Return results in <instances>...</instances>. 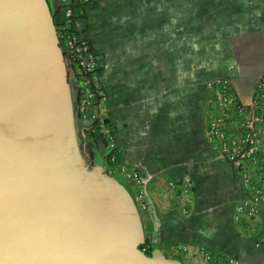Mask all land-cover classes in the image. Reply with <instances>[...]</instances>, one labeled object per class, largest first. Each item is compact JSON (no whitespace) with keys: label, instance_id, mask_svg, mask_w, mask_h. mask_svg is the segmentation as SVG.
I'll return each mask as SVG.
<instances>
[{"label":"crops","instance_id":"1","mask_svg":"<svg viewBox=\"0 0 264 264\" xmlns=\"http://www.w3.org/2000/svg\"><path fill=\"white\" fill-rule=\"evenodd\" d=\"M55 12L60 0H47ZM81 22L101 62L99 97L73 127L89 170L124 183L136 168L147 208L143 244L183 264L205 262L200 247L241 264H264V208L234 219L244 192L236 168L215 153L206 131L216 114L205 81L232 79L249 101L264 73V0H92ZM190 175L194 191L180 180ZM183 247L188 250L184 251Z\"/></svg>","mask_w":264,"mask_h":264},{"label":"water","instance_id":"2","mask_svg":"<svg viewBox=\"0 0 264 264\" xmlns=\"http://www.w3.org/2000/svg\"><path fill=\"white\" fill-rule=\"evenodd\" d=\"M47 0H0V264H183L141 247L124 183L83 163Z\"/></svg>","mask_w":264,"mask_h":264},{"label":"built area","instance_id":"3","mask_svg":"<svg viewBox=\"0 0 264 264\" xmlns=\"http://www.w3.org/2000/svg\"><path fill=\"white\" fill-rule=\"evenodd\" d=\"M92 0H60L55 9V27L63 50L70 83L75 87V106L79 115L87 116V109L99 97V68L101 62L81 22L83 8ZM205 87L216 105V114L206 131L208 146L231 163L241 180L244 195L234 209V219L254 218L264 208V73L255 81L249 101L235 91L232 79L218 74L205 81ZM120 172L136 186L135 199L139 210H145V190L139 171L127 165ZM180 184L184 194L194 191L190 175ZM145 249V248H143ZM187 251V247H183ZM205 262L241 264L236 256H216L200 247Z\"/></svg>","mask_w":264,"mask_h":264},{"label":"trees","instance_id":"4","mask_svg":"<svg viewBox=\"0 0 264 264\" xmlns=\"http://www.w3.org/2000/svg\"><path fill=\"white\" fill-rule=\"evenodd\" d=\"M141 247H142V248H145V251L147 252V254L150 255V254L152 253L151 249H150V248H147L145 243L142 244Z\"/></svg>","mask_w":264,"mask_h":264},{"label":"rangeland","instance_id":"5","mask_svg":"<svg viewBox=\"0 0 264 264\" xmlns=\"http://www.w3.org/2000/svg\"><path fill=\"white\" fill-rule=\"evenodd\" d=\"M74 86H76V85L74 84Z\"/></svg>","mask_w":264,"mask_h":264}]
</instances>
